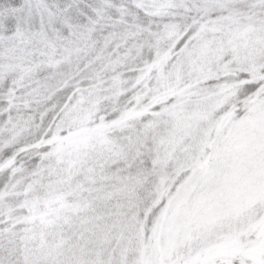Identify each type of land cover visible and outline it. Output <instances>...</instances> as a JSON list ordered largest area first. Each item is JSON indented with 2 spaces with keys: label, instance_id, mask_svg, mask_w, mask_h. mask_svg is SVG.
<instances>
[{
  "label": "snow or ice",
  "instance_id": "6c2138e0",
  "mask_svg": "<svg viewBox=\"0 0 264 264\" xmlns=\"http://www.w3.org/2000/svg\"><path fill=\"white\" fill-rule=\"evenodd\" d=\"M0 264H264V0H0Z\"/></svg>",
  "mask_w": 264,
  "mask_h": 264
}]
</instances>
